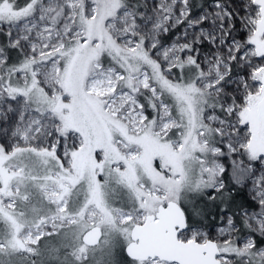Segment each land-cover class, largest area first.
I'll return each mask as SVG.
<instances>
[{
  "label": "snow or ice",
  "instance_id": "snow-or-ice-1",
  "mask_svg": "<svg viewBox=\"0 0 264 264\" xmlns=\"http://www.w3.org/2000/svg\"><path fill=\"white\" fill-rule=\"evenodd\" d=\"M0 264H264V0H0Z\"/></svg>",
  "mask_w": 264,
  "mask_h": 264
},
{
  "label": "flooded vegetation",
  "instance_id": "flooded-vegetation-1",
  "mask_svg": "<svg viewBox=\"0 0 264 264\" xmlns=\"http://www.w3.org/2000/svg\"><path fill=\"white\" fill-rule=\"evenodd\" d=\"M245 196L247 197V192L246 191H242V192L238 193V195H237L238 200H240V201L245 200L246 199Z\"/></svg>",
  "mask_w": 264,
  "mask_h": 264
},
{
  "label": "trees",
  "instance_id": "trees-1",
  "mask_svg": "<svg viewBox=\"0 0 264 264\" xmlns=\"http://www.w3.org/2000/svg\"><path fill=\"white\" fill-rule=\"evenodd\" d=\"M245 198H247V197L245 196ZM237 199H238V197H237Z\"/></svg>",
  "mask_w": 264,
  "mask_h": 264
}]
</instances>
